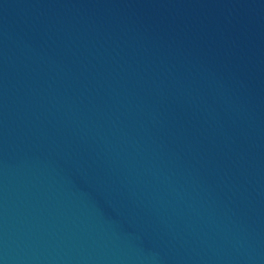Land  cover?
Masks as SVG:
<instances>
[{
    "label": "water",
    "instance_id": "1",
    "mask_svg": "<svg viewBox=\"0 0 264 264\" xmlns=\"http://www.w3.org/2000/svg\"><path fill=\"white\" fill-rule=\"evenodd\" d=\"M0 264H264V0H0Z\"/></svg>",
    "mask_w": 264,
    "mask_h": 264
}]
</instances>
